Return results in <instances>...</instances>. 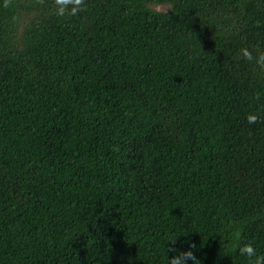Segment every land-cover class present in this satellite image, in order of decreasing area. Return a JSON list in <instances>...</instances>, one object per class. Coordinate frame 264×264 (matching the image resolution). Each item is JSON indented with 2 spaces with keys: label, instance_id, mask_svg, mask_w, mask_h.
Wrapping results in <instances>:
<instances>
[{
  "label": "trees",
  "instance_id": "1",
  "mask_svg": "<svg viewBox=\"0 0 264 264\" xmlns=\"http://www.w3.org/2000/svg\"><path fill=\"white\" fill-rule=\"evenodd\" d=\"M245 47L264 50V0H0V264H166L177 236L200 264L264 254Z\"/></svg>",
  "mask_w": 264,
  "mask_h": 264
},
{
  "label": "clouds",
  "instance_id": "2",
  "mask_svg": "<svg viewBox=\"0 0 264 264\" xmlns=\"http://www.w3.org/2000/svg\"><path fill=\"white\" fill-rule=\"evenodd\" d=\"M43 3V0H38ZM12 0H4V6H11ZM86 0H52L53 13L57 17H73L77 16L84 10ZM241 57L249 62L255 63L260 69H264V50H257L254 55L253 51L249 48L240 49ZM260 119L259 115L254 112H250L246 116V120L249 124H255ZM177 237L168 239L166 250V264H200V260L195 254L196 245L191 242L188 243V247L185 249L178 248ZM238 253L248 260V264H264V254H258L257 249L252 243H242L237 248Z\"/></svg>",
  "mask_w": 264,
  "mask_h": 264
},
{
  "label": "rangeland",
  "instance_id": "3",
  "mask_svg": "<svg viewBox=\"0 0 264 264\" xmlns=\"http://www.w3.org/2000/svg\"><path fill=\"white\" fill-rule=\"evenodd\" d=\"M152 8L157 9V8H159V7H157V6H155V5H152ZM160 9H161V10H167V9H169V6H168V5H161V6H160Z\"/></svg>",
  "mask_w": 264,
  "mask_h": 264
}]
</instances>
